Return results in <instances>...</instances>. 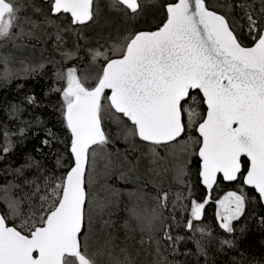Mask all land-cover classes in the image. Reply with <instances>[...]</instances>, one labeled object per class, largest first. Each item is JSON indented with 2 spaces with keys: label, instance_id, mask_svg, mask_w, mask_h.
<instances>
[{
  "label": "snow or ice",
  "instance_id": "6c2138e0",
  "mask_svg": "<svg viewBox=\"0 0 264 264\" xmlns=\"http://www.w3.org/2000/svg\"><path fill=\"white\" fill-rule=\"evenodd\" d=\"M107 7L123 26L113 31L106 25L107 32L92 41L83 29L99 24V0H0V84L50 70L45 96H57L61 126L54 132L28 112L42 106L34 94L5 103L0 162L34 126L45 138L33 149L41 159L28 154L18 167L0 169V264H101V257L104 264H136L127 246L128 233L136 230L141 246H154L155 264L192 255L179 252L185 240L195 244L204 264H212L209 248L239 251L248 227L237 229L234 222L246 216L249 204H264V0H109ZM149 7L154 23L135 26ZM237 11L243 23L236 21ZM68 37H74L71 47ZM49 43V57L38 64L16 54L37 44L48 51ZM118 141L126 145L123 160ZM53 148L50 168L44 160ZM141 149L152 163L172 159L173 180L182 191L145 180L133 190L104 185L101 199L94 191L101 176L125 185L142 179L139 160L128 161ZM222 182L234 190L214 198ZM200 185L206 193L197 197ZM125 197L128 219L118 227L112 217ZM210 203L226 236L203 224ZM98 223L107 233L102 248L92 243ZM174 228L190 235H174ZM259 228L264 230V216ZM239 254L231 264H264Z\"/></svg>",
  "mask_w": 264,
  "mask_h": 264
},
{
  "label": "trees",
  "instance_id": "16d2710c",
  "mask_svg": "<svg viewBox=\"0 0 264 264\" xmlns=\"http://www.w3.org/2000/svg\"><path fill=\"white\" fill-rule=\"evenodd\" d=\"M162 1V0H161ZM109 0H99V4L106 5L108 4ZM210 2H223V0H210ZM251 2V0H249ZM36 3L39 4L40 0H36ZM103 7V8H102ZM101 15L99 18V24L93 25L90 28L83 29V33L85 37L89 40L94 41L96 39V34L101 31L102 29L107 32L106 25H111L112 30L115 31L117 27H122L123 22L120 20H112V21H105L104 18V10L106 7L101 6ZM103 15V17H102ZM241 13L237 11L235 13V19L238 23H243L240 19ZM102 18L103 21H102ZM110 22V23H109ZM139 27V26H137ZM68 46L71 47L74 37H68ZM35 43V41L31 42ZM81 44L84 41H80ZM43 45L37 44L35 49L29 47L23 51V53H16L17 56H24L33 63L38 64L42 61L47 60L51 53V44L48 45V51L42 52ZM9 49L6 48L3 51L7 52ZM58 58V57H56ZM18 66V65H16ZM51 66H49L50 69ZM22 84L24 87L22 90L18 91L16 85ZM52 85V78L50 70H46L43 73H37L34 77H29L28 79H19L13 80L11 84L4 85L0 84V123L6 120V115L3 111L6 102H18V100L22 99L24 93L34 94L36 95L38 101L42 104L41 107L38 108H29L28 112L32 113L35 116H39L44 121V127L51 128L54 132L60 133L61 126L58 121V112L56 111L57 106V96L55 94H51L49 96H45V92L48 88ZM25 118H31L25 114ZM11 126V125H10ZM115 132V131H112ZM33 133H38V135H34ZM45 138V132L42 130L41 126H34L28 133L27 138L24 140L23 143H17L15 149L12 153H10L7 157L6 161L0 162V169L6 167L9 163L13 167H18L21 163L24 162V157L28 154L35 156L37 159H41V156L34 152V147L40 146V140ZM18 139V138H14ZM118 147L121 150L120 159L123 160V150L126 147L125 144L118 141ZM62 148V146H60ZM46 152H49L48 149H45ZM57 151V148H53L47 158L44 160V163L47 167H54L56 157L53 153ZM138 155L134 156V152L128 154V161H131L133 165L136 164L137 159L139 160L138 164V171L142 177V179L136 183H128L125 185L123 182H118L114 179V177H103L99 178V183L95 186V192L99 193L101 199L106 196V192L104 190V185H113L119 188H126L128 190H133L135 188H142L144 185L145 180H152L155 181L157 187H162L165 190H169L171 193H177L182 191L179 185L173 180V173L172 167L174 162L171 158L167 160H158L157 161V171L156 173L152 174L151 169V160L145 158L143 154V150L141 149L138 151ZM117 157L115 153L113 154V160H116ZM127 163H125V167L127 168ZM191 180L193 183L196 181L195 169H196V160L193 158L191 164ZM158 173V174H157ZM2 183V181H0ZM149 189L152 188V184L148 185ZM234 190L232 184L227 182H222L218 188L213 193V197L222 196L225 192ZM206 193V190L203 188L202 185L195 188L194 195L199 197ZM187 193H185L186 195ZM155 192H149V199L148 204L151 205V196H154ZM130 206V203L127 200V197L124 198L123 203L121 204L120 209H117V215L113 216L112 219L118 220V227L119 225L123 224L125 219H128L126 212L124 211V206ZM143 207V203L141 204ZM107 211H112L109 209ZM107 211L105 212L103 219H108ZM264 216V204L255 203L249 204L246 208V216L241 217L240 221L234 222L237 229L244 226L247 223L248 231L245 235L244 240L240 243L239 251H229L225 250L223 253H219L216 251L215 244L209 248V257L212 264H231L232 258L236 257L237 261L241 259L240 252L244 254L243 259L247 262L252 260L255 257L258 261H264V230L259 228V218ZM251 217V218H247ZM204 225H209L213 229V233L216 236H226L222 230L218 228V222L215 220V205L210 203L206 206V214L203 220ZM132 227L135 228V222H132ZM101 224H97V235L95 239L92 241L94 248H102L104 243V238L106 236V231H100ZM174 235L180 236H187L190 233H187L183 228H174L173 229ZM120 236V240L123 241L124 239V230L121 228L120 232L118 233ZM131 239L127 241V246L129 252L131 253L133 259L135 260L136 264H155L156 256L154 252V246H150L149 244L145 243L141 246L138 241L140 239V232L138 230L128 233ZM146 239V236H145ZM123 246V244H122ZM178 249L180 253L185 251H190L193 253L189 256L184 255H176L175 257L169 256L170 260H175L177 264H204V258L197 256L195 244L192 243L190 240L181 241L178 244ZM165 255H169L167 252L164 253ZM101 264H104V258L101 257Z\"/></svg>",
  "mask_w": 264,
  "mask_h": 264
},
{
  "label": "rangeland",
  "instance_id": "374dc122",
  "mask_svg": "<svg viewBox=\"0 0 264 264\" xmlns=\"http://www.w3.org/2000/svg\"><path fill=\"white\" fill-rule=\"evenodd\" d=\"M162 2V1H161ZM108 5V4H107ZM101 6H104V7H106L105 8V10H104V13H103V15H104V18L106 19L105 21H112V20H119L118 18H117V16H116V14L115 13H112V12H109V10H108V7L106 6V5H101L100 4V7ZM103 8V7H102ZM103 9H101V11H102ZM154 14H155V9L154 8H151V7H149V8H147L146 10H145V14H144V16H142L141 17V19L139 20V21H137L136 22V25L135 26H139V27H146L147 25H149V24H152V23H154ZM103 15H102V17H103ZM104 18H102V21H103V19ZM121 21V20H120ZM110 23V22H109ZM109 128H110V130L111 131H115V127L114 126H111V125H109L108 126ZM118 143V142H117ZM117 147H118V144L116 145ZM119 148V147H118ZM120 149V148H119ZM143 150V149H142ZM138 151L137 152H134L133 154H134V156H137L138 155ZM162 155H163V153H162ZM145 156V155H144ZM145 158H147L148 160H151L152 158L151 157H148V156H146ZM158 161V160H157ZM157 161L155 162V163H150V165H151V169H152V174H154V173H156V171H157V168H156V164H157ZM103 164H104V161L101 159L100 161H99V167H98V171H102L103 170ZM106 178V177H105ZM119 182V181H118ZM94 191H95V189H94Z\"/></svg>",
  "mask_w": 264,
  "mask_h": 264
},
{
  "label": "water",
  "instance_id": "95a60500",
  "mask_svg": "<svg viewBox=\"0 0 264 264\" xmlns=\"http://www.w3.org/2000/svg\"><path fill=\"white\" fill-rule=\"evenodd\" d=\"M228 183V182H227Z\"/></svg>",
  "mask_w": 264,
  "mask_h": 264
}]
</instances>
